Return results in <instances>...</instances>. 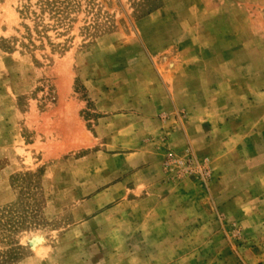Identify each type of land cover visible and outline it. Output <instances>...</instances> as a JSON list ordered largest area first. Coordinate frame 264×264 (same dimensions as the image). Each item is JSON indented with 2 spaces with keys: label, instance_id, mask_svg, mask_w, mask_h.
<instances>
[{
  "label": "rangeland",
  "instance_id": "374dc122",
  "mask_svg": "<svg viewBox=\"0 0 264 264\" xmlns=\"http://www.w3.org/2000/svg\"><path fill=\"white\" fill-rule=\"evenodd\" d=\"M177 56L207 84L164 162L203 202L176 206L187 226L144 221L125 198L142 196L138 139L96 131L135 120ZM176 261L264 264V0H0V264Z\"/></svg>",
  "mask_w": 264,
  "mask_h": 264
},
{
  "label": "crops",
  "instance_id": "0c3cea01",
  "mask_svg": "<svg viewBox=\"0 0 264 264\" xmlns=\"http://www.w3.org/2000/svg\"><path fill=\"white\" fill-rule=\"evenodd\" d=\"M202 59H180L175 58L172 69L169 73L159 74L153 78L154 85L150 89H145L142 102L137 104L138 116L133 120V113L121 118H104L99 122L96 129L98 134L108 137L110 134H131L135 140L130 145V152L127 156L132 158H141L143 162L142 169L138 172L139 181L135 183V188L142 192L138 201H131L129 196L131 191L127 190V203H138L144 206V212L147 214L144 221H153V215L157 220L176 225L177 219L182 226H187L186 218L178 217V204L193 206L194 204L201 208L200 198H193L191 187L190 193L183 189L188 178L179 173V169L174 164H165L166 157L175 159L183 158L189 141L192 140L191 130L187 123L180 124L175 116L180 110H191L195 107H202L197 104L194 98L199 94L202 96L207 92V84L203 79V67L200 63ZM200 98V97H199ZM139 105V106H138ZM116 119L125 122V127L119 125L116 127ZM135 122V125H131ZM122 126V127H121ZM121 128V129H119ZM135 128V129H134ZM134 140V139H133ZM155 140V147L149 142ZM132 179V178H131ZM192 183V182H191ZM174 205L173 209H167L162 206ZM155 206H158L156 208ZM171 215H173L171 217ZM184 232H192V229L183 228ZM144 232H176L175 228H168L166 225L155 227L153 230L146 228ZM174 262L172 264H180Z\"/></svg>",
  "mask_w": 264,
  "mask_h": 264
}]
</instances>
